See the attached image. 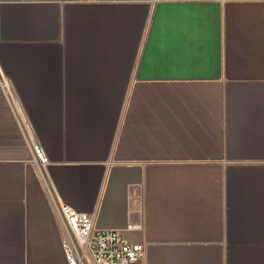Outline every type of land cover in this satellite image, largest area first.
I'll return each instance as SVG.
<instances>
[{
  "label": "crops",
  "instance_id": "obj_1",
  "mask_svg": "<svg viewBox=\"0 0 264 264\" xmlns=\"http://www.w3.org/2000/svg\"><path fill=\"white\" fill-rule=\"evenodd\" d=\"M57 204L264 264V0H0V264H68Z\"/></svg>",
  "mask_w": 264,
  "mask_h": 264
},
{
  "label": "built area",
  "instance_id": "obj_2",
  "mask_svg": "<svg viewBox=\"0 0 264 264\" xmlns=\"http://www.w3.org/2000/svg\"><path fill=\"white\" fill-rule=\"evenodd\" d=\"M28 141L30 163L38 167L45 165L46 153L31 132H28ZM55 211L63 220L62 247L68 264H140L143 244L123 240L117 230L94 228L93 215L70 205L57 204Z\"/></svg>",
  "mask_w": 264,
  "mask_h": 264
}]
</instances>
